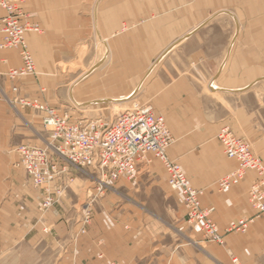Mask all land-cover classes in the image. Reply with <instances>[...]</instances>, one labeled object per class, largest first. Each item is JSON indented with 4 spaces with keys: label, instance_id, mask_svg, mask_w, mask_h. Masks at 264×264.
Instances as JSON below:
<instances>
[{
    "label": "crops",
    "instance_id": "0c3cea01",
    "mask_svg": "<svg viewBox=\"0 0 264 264\" xmlns=\"http://www.w3.org/2000/svg\"><path fill=\"white\" fill-rule=\"evenodd\" d=\"M243 7L242 0L26 2V20L40 27L26 37L36 74L11 80L7 72L22 60L0 46V264H264V216L245 232L227 230L255 216L249 190L257 174L217 189L237 168L218 140L222 127L247 138L264 160V0ZM15 84L72 122H110L114 105L153 104L175 139L168 155L205 189L224 245H204L152 155L136 180L120 178L98 201L86 233H78V206L94 189L82 180L41 222L42 190L16 149L43 145L52 133L42 113L13 102Z\"/></svg>",
    "mask_w": 264,
    "mask_h": 264
},
{
    "label": "built area",
    "instance_id": "2783aa9c",
    "mask_svg": "<svg viewBox=\"0 0 264 264\" xmlns=\"http://www.w3.org/2000/svg\"><path fill=\"white\" fill-rule=\"evenodd\" d=\"M28 0H0V46L19 51L22 64L7 72L11 80H19L36 74V63L27 43V34L40 32L38 24L26 20L24 5ZM14 103L30 107L43 114L42 123L52 133L50 141L43 145L21 144L17 147L21 165L32 184L42 190L39 210L43 213L60 203L76 171L93 174L94 193L84 208L81 232L93 219V202L105 193L109 183L122 177L134 179L138 174L139 162L148 154L160 160L168 174V184L182 193L189 223L201 227L207 240L223 243L218 223L214 220V207H204L202 190L195 188L182 166L168 155L174 137L165 117L158 114L150 103H136L116 115L110 122L103 118L72 122L68 112L60 114L55 107L37 103L21 96L18 85ZM218 140L225 154L237 162V168L221 177L217 182L219 191H228L247 175L255 171L259 176L250 188L249 200L256 211L231 225L228 231L245 232L257 216H264V161L253 151L243 137L237 136L228 126L218 133ZM233 263L241 264L238 258Z\"/></svg>",
    "mask_w": 264,
    "mask_h": 264
},
{
    "label": "rangeland",
    "instance_id": "374dc122",
    "mask_svg": "<svg viewBox=\"0 0 264 264\" xmlns=\"http://www.w3.org/2000/svg\"><path fill=\"white\" fill-rule=\"evenodd\" d=\"M242 8H244L243 7V0H242ZM136 103H139V102H131V103H127V104H125V105H122V106H112L111 108H109L108 109V111H110V115H109V117H110V120H112V119H114L115 117H116V115L117 114H119L120 112H122V111H124L125 109H127V108H130V107H133ZM151 104V103H150ZM153 105V104H152ZM155 108V107H154ZM156 109V108H155ZM171 131V130H170ZM172 133V132H171ZM174 137V136H173ZM245 140H247V142H249L250 143V145H251V147H252V149H253V151L255 152V150H254V148H253V146H252V144H251V142L247 139V138H245V137H243ZM51 140V139H50ZM49 140V141H50ZM48 142V141H47ZM174 142H175V139H174ZM255 154L258 156V157H260L256 152H255ZM150 154H148L144 159H142L141 161H144V164H149L150 162L152 163V165H153V163H154V160H153V162L152 161H150L149 162V159L147 158L148 156H149ZM153 156V155H152ZM154 157V156H153ZM155 158V157H154ZM261 158V157H260ZM262 159V158H261ZM173 160H175V161H177L181 166H182V168H183V170H184V172H185V174L187 175V177L190 179V177L188 176V174L186 173V171H185V169H184V167H183V165L181 164V162H179V160H176V159H173ZM263 160V159H262ZM141 161L139 162V166H138V174H137V176L134 178V179H128V178H126V179H128V180H130V181H133V180H136L137 179V177H138V175H139V169H140V163H141ZM157 163L159 164V165H161V161L160 160H158L157 159ZM264 161V160H263ZM161 162V163H160ZM150 163V164H151ZM162 165H163V163H162ZM161 165V170H162V168L164 167V165L162 166ZM158 169V168H157ZM163 169H165V167L163 168ZM159 172V175H160V171H158ZM164 172V171H163ZM252 172H255V171H252ZM165 173L167 174V171H166V169H165ZM164 173V174H165ZM256 173V172H255ZM257 174V173H256ZM92 175L93 174H85V173H83V172H81V171H76V182H80V180H82V181H85L86 183H87V185H90V187H93V185H94V179H93V177H92ZM159 175H157V177L155 176V178H158V179H160V177H162V176H159ZM245 178V177H244ZM243 178V179H244ZM242 179V180H243ZM258 179H259V176L257 175V179H256V181H258ZM241 180V181H242ZM118 181V180H117ZM117 181H114V182H111V183H109V185H110V187L105 191V193L104 194H102V195H100V196H98L97 197V199L95 200V202H93V205H92V209H93V217H94V214H95V212L96 211H98L99 210V208L96 206L97 205V203H98V201L101 199V198H103L104 196H106L107 195V191L110 189V188H112V185L114 184V183H116ZM190 181H191V183H192V185L195 187V188H197V189H199V190H202L203 191V193L201 194V202H202V205L204 206V204H203V201H202V197H203V195H204V193H205V189H203V188H199V187H196L194 184H193V182H192V180L190 179ZM240 181V182H241ZM255 181V182H256ZM218 182V181H217ZM239 182V183H240ZM254 182V183H255ZM167 183H168V174H167ZM253 183V184H254ZM252 184V185H253ZM169 185V184H168ZM235 186V185H234ZM233 186V187H234ZM169 188L171 189V191L174 193H176V194H179V195H181V199H182V202H183V204H184V207H185V203H184V200H183V196H182V193L180 192V191H178V190H174V189H172L170 186H169ZM217 189H218V187H217ZM250 191V190H249ZM109 193V192H108ZM93 194V193H92ZM92 194L91 195H88L87 197H86V199L85 200H83L84 198H82V200H81V202H80V204H79V206H78V208H79V212L81 213V217H80V220H79V224H81V227H80V230H81V228H82V226H83V217H84V208H85V204H86V202L88 201V198L89 197H91L92 196ZM85 196V195H84ZM83 196V197H84ZM63 201V199L61 200V202ZM60 202V203H61ZM41 203V202H40ZM60 203H58V204H60ZM58 204H56V205H58ZM55 205V206H56ZM40 206V205H39ZM39 206H38V211H39V213H40V218H39V220L41 221V222H43V221H45V213H47V212H49V210L47 211V212H45V213H43V212H41L40 210H39ZM204 207H214V206H204ZM53 208V207H52ZM51 208V209H52ZM185 209H186V207H185ZM214 209H215V207H214ZM101 210V209H100ZM214 212H215V210H214ZM213 218H214V214H213ZM93 220V219H92ZM215 220V219H214ZM216 221V220H215ZM186 222L189 224V226H191L192 227V229H194V230H197V227L199 228V230L203 233V231H202V229H201V227H199V225H196V224H191V223H189V221H188V218H187V209H186ZM217 222V221H216ZM91 223H92V221H91ZM90 223V224H91ZM218 223V222H217ZM90 224L86 227V232H87V230H88V228H89V226H90ZM219 225V224H218ZM44 227V230H48V228L49 227H46V226H43ZM220 227V226H219ZM79 230V232L78 233H81V234H84V233H86V232H81ZM228 230V229H227ZM200 232V233H201ZM201 233V235H203V243H204V245L205 244H207V245H217V244H219V245H224V235H223V233H222V231H221V233H222V236H223V243H215V242H211V241H209V240H207L206 238H205V236H204V233L202 234ZM232 261H233V259H232ZM233 264H235V263H233Z\"/></svg>",
    "mask_w": 264,
    "mask_h": 264
}]
</instances>
